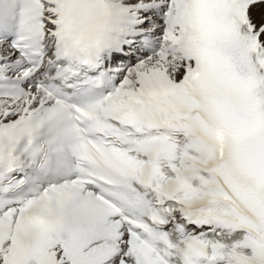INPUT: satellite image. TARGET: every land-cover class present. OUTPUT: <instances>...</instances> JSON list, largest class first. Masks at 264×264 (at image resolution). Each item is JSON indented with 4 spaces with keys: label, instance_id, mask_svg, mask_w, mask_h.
<instances>
[{
    "label": "snow or ice",
    "instance_id": "1",
    "mask_svg": "<svg viewBox=\"0 0 264 264\" xmlns=\"http://www.w3.org/2000/svg\"><path fill=\"white\" fill-rule=\"evenodd\" d=\"M0 264H264V0H0Z\"/></svg>",
    "mask_w": 264,
    "mask_h": 264
}]
</instances>
